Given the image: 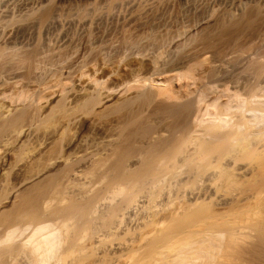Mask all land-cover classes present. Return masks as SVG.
Returning <instances> with one entry per match:
<instances>
[{
    "label": "bare ground",
    "instance_id": "obj_1",
    "mask_svg": "<svg viewBox=\"0 0 264 264\" xmlns=\"http://www.w3.org/2000/svg\"><path fill=\"white\" fill-rule=\"evenodd\" d=\"M84 263L264 264V0H0V264Z\"/></svg>",
    "mask_w": 264,
    "mask_h": 264
},
{
    "label": "rangeland",
    "instance_id": "obj_2",
    "mask_svg": "<svg viewBox=\"0 0 264 264\" xmlns=\"http://www.w3.org/2000/svg\"><path fill=\"white\" fill-rule=\"evenodd\" d=\"M74 79H75V78H74ZM75 80H78V79H75ZM75 80H74V82H72L73 84L77 82L76 84H74V87H76L75 85L78 86V84H79V82H78V81H75ZM73 84H72V85H73ZM67 86H70V85L68 84ZM48 87H50V84L48 85ZM48 87L43 88L45 92H46V90L48 89ZM47 91H48V94H47V92H46L45 94L49 95L51 90L48 89ZM51 96H54V95H50V97H51ZM50 97L48 98V99H49L48 101L54 99L55 96L52 97V99H51ZM5 102H7V101H4V103H5ZM42 102H45V101H42ZM42 102L40 103V105L44 104V103H42ZM73 127H74V126H73ZM73 127H72V128L69 127L70 129H66L67 133L65 132V133H64L65 135H64V137H63V141H64V142L67 141V139L70 140V139L74 138L75 134H78V133L80 132V131H78V130H80L79 128L75 127L74 130H73ZM72 130H73V131H72ZM76 130H77V131H76ZM90 131H91V133H89ZM90 131H89V132L87 131V132H84V133H85L87 136H88L89 134H91L92 136H93V135H96V136H93V138H94V137H97L98 134H99L98 130H97V131L94 130L93 132H92V130H90ZM76 132H77V133H76ZM71 133H72V134H71ZM88 133H89V134H88ZM67 137H68V138H67ZM75 137H76V136H75ZM89 137L92 138L90 135H89ZM64 138H66V140H65ZM84 264H87V263H84Z\"/></svg>",
    "mask_w": 264,
    "mask_h": 264
}]
</instances>
